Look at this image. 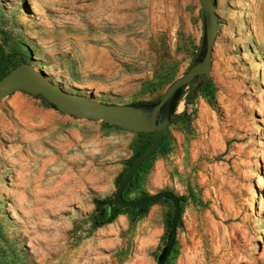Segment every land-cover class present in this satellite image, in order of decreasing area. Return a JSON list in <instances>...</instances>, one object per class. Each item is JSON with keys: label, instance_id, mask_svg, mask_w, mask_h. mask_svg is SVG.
Wrapping results in <instances>:
<instances>
[{"label": "rangeland", "instance_id": "374dc122", "mask_svg": "<svg viewBox=\"0 0 264 264\" xmlns=\"http://www.w3.org/2000/svg\"><path fill=\"white\" fill-rule=\"evenodd\" d=\"M210 88L184 96L124 195L170 191L181 219L165 264H264V0H215ZM200 0H0L6 54L93 101L152 103L191 66ZM1 45V37H0ZM209 91L212 93L209 94ZM139 134L75 119L18 91L0 103V264H156L173 208L94 226Z\"/></svg>", "mask_w": 264, "mask_h": 264}, {"label": "water", "instance_id": "95a60500", "mask_svg": "<svg viewBox=\"0 0 264 264\" xmlns=\"http://www.w3.org/2000/svg\"><path fill=\"white\" fill-rule=\"evenodd\" d=\"M200 5L202 35L197 47V55L188 71L173 81L161 98L155 102L132 105L96 102L86 96L66 92L60 86L46 80L44 75L36 72L29 63L18 64L10 68L0 78V103L6 97L21 91L33 98H41L48 107L62 115L101 122L106 127H115L135 134H153L151 143L131 162L119 182L112 200L121 208L148 206L162 199L171 203L173 213L167 240L156 264H165L174 246L178 223L181 219V202L170 191H160L137 200H125L123 192L140 165L150 159L159 149L185 90L190 89V93L184 99V106H187L188 102L200 92L205 82L209 80L218 18L215 14V0H200Z\"/></svg>", "mask_w": 264, "mask_h": 264}, {"label": "trees", "instance_id": "16d2710c", "mask_svg": "<svg viewBox=\"0 0 264 264\" xmlns=\"http://www.w3.org/2000/svg\"><path fill=\"white\" fill-rule=\"evenodd\" d=\"M0 37H1V45H0V78H1L2 75L6 71H8L10 68H12V67H14V66H16L18 64L30 63L31 59H30V57L28 56L27 53L21 52V51H15V52L6 54L4 52V50H3V46L6 44L5 33L3 31H1V30H0ZM195 55H197V51H196ZM45 79H46V77H45ZM209 88H210V82L207 80L205 82L203 88L200 90V92L209 90ZM209 94L211 95L212 93L209 91ZM37 99H41V98H37ZM41 101L46 106H48L42 99H41ZM192 102H193V99L191 101H189L187 105L192 104ZM182 118L183 119L184 118L188 119L189 116L186 115V113H184V112L181 113L180 115L174 114L170 124H172V123H174V122H176V121H178L179 119H182ZM139 135L141 136V140L138 143V149L135 152V155L132 158V160L128 163V167L130 166V164L133 161V159L137 155L142 153L147 148V146L151 143V141L153 139V134L141 133ZM161 145H160V147H159V149L157 151H159L161 149ZM153 156L140 165V167L138 168V170L134 174L132 180L130 181V183L125 188V190L123 192V197H124L125 193L131 187H133V185L136 183V180L138 179V173L141 172L144 169V166L146 165V163L149 160H151L153 158ZM122 177H123V175L118 179L117 185L121 181ZM179 200H180V202H184L185 201V199H183V198H179ZM160 202H164V203H167V204L170 203L168 200L162 199V200H160V201H158V202H156L154 204H157V203H160ZM154 204H151V205H148V206L137 207V208H121V207H118L113 202L112 198L104 199V200H96L94 205H95V210L97 212V215H96V217L94 219V226L96 228H100V227H103L105 225L111 224L112 222H114L116 220V218L121 213H128V214L132 215L133 216V220L136 221V220L142 218L147 213L148 208L150 206L154 205ZM179 223H180V220H179ZM168 225L170 226V220H168Z\"/></svg>", "mask_w": 264, "mask_h": 264}]
</instances>
